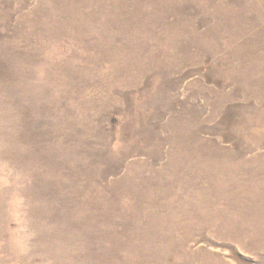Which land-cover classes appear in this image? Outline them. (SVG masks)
I'll list each match as a JSON object with an SVG mask.
<instances>
[{
  "label": "rangeland",
  "instance_id": "rangeland-1",
  "mask_svg": "<svg viewBox=\"0 0 264 264\" xmlns=\"http://www.w3.org/2000/svg\"><path fill=\"white\" fill-rule=\"evenodd\" d=\"M0 264H264V0H0Z\"/></svg>",
  "mask_w": 264,
  "mask_h": 264
}]
</instances>
